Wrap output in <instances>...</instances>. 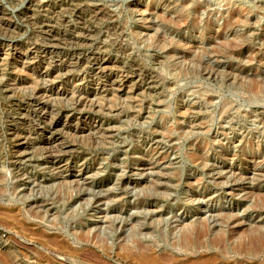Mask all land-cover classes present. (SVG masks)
<instances>
[{"label": "rangeland", "instance_id": "rangeland-1", "mask_svg": "<svg viewBox=\"0 0 264 264\" xmlns=\"http://www.w3.org/2000/svg\"><path fill=\"white\" fill-rule=\"evenodd\" d=\"M263 198L264 0H0V264H78L17 209L46 235L111 218L172 241L227 214L264 228ZM110 253L83 260L146 264Z\"/></svg>", "mask_w": 264, "mask_h": 264}, {"label": "bare ground", "instance_id": "bare-ground-1", "mask_svg": "<svg viewBox=\"0 0 264 264\" xmlns=\"http://www.w3.org/2000/svg\"><path fill=\"white\" fill-rule=\"evenodd\" d=\"M72 121L71 118L67 120V122L70 123H72ZM57 125L60 129L55 131V133H63L66 127L59 124ZM20 146L21 151H24L23 153L21 152L20 155L18 154L19 159L22 160L27 157L26 150L29 147L26 143L21 144ZM57 146L60 149H68L63 143H59ZM230 178L224 180L228 182L230 181L231 183L232 179ZM238 181V179H235V182L238 183ZM233 186L235 187L236 185ZM258 189L259 188H257V190ZM251 191L254 190L252 189ZM71 198L72 197H70V199ZM70 199L64 197L59 199V202L62 207L72 209L80 200L85 201L84 197L79 200ZM99 202L93 203L92 198L88 201V205H99ZM262 204L263 205L261 206L260 204V207L257 209L255 208L256 210L254 212L258 213V215L264 213V201ZM38 208L35 210L32 208L33 210H29L27 213H23L20 209L15 210V225L18 228H20V226H26L27 228L24 230L32 236L31 239L40 240L44 245V251H46L48 255H51V257L55 255V259L59 258L63 261L71 259L78 264H87V261L83 260V256H85L87 252L88 254L91 253L96 256H102V254L109 256L111 251H114L115 256L120 259L129 260L130 262L142 261L146 264H225L229 258L235 259L233 263L241 264L243 261H257L264 257V228L261 226L253 227L252 225H249L250 229H243V231H241V227L246 226L247 222L245 221L244 223L240 218L232 216L231 214L221 217L220 223L222 222V225H224L223 227L222 225H217L219 221L215 218L212 222L211 220H208V222H200L202 224L198 225L195 224L184 227H181L180 225L181 228L178 230V237L171 241L170 237L174 235L179 226L176 228L168 226L165 233L164 229H162L160 225H157L156 221H153V223L135 225L132 223L130 231H125L129 223L117 224L118 222L115 223L111 218L106 221L107 227L105 228L100 226L87 231L83 226L80 227V232L75 234L65 233L63 229L59 228V223L53 222L51 225L55 227L54 232L46 235L47 233L45 230L41 228H28L29 225L27 222L29 220L27 215H29L30 219L36 218L45 221V214L42 215ZM82 209L84 210L85 207L83 206ZM71 214L73 217L77 216L75 211L71 212ZM93 218L97 217L88 216L87 218H84V221H90ZM30 227L32 228L35 226L30 223ZM107 229L110 230L109 235L106 232ZM119 229L121 230L120 232ZM102 231L103 233L105 231V233L103 234ZM149 231H154L155 234H152V237H148ZM110 239L121 243L114 245V249L109 243ZM74 244H79L80 246H83L84 244V246L79 248L74 247ZM97 250L102 251L99 254ZM179 252L181 254H179Z\"/></svg>", "mask_w": 264, "mask_h": 264}]
</instances>
